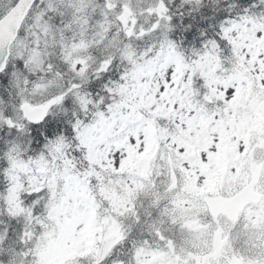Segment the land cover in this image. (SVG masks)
I'll return each mask as SVG.
<instances>
[{"label":"snow or ice","instance_id":"6c2138e0","mask_svg":"<svg viewBox=\"0 0 264 264\" xmlns=\"http://www.w3.org/2000/svg\"><path fill=\"white\" fill-rule=\"evenodd\" d=\"M0 264H264V0H0Z\"/></svg>","mask_w":264,"mask_h":264}]
</instances>
